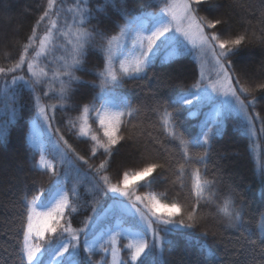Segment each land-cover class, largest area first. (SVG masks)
Segmentation results:
<instances>
[{
    "label": "snow or ice",
    "instance_id": "6c2138e0",
    "mask_svg": "<svg viewBox=\"0 0 264 264\" xmlns=\"http://www.w3.org/2000/svg\"><path fill=\"white\" fill-rule=\"evenodd\" d=\"M92 2L73 0L65 8V0H47L25 41L15 42L20 47L18 59L0 66V100L10 114L8 122L0 123V143L7 139V123L26 107L20 95L26 89L31 94L32 116L25 141L32 152V167L50 178L47 188L22 196L20 264H80L81 251L87 258L85 264H158L154 253L162 256L172 244L169 234L194 230L209 217L226 220V229L238 233L239 248L234 250L231 264H264V212L253 232L246 226L249 204L239 199L238 186L221 191L224 167L217 163L209 168L215 141L223 137L230 118L240 121L253 149L260 147L258 141L264 136V116L256 111V93L264 96V47L258 68L246 58L254 45L264 46V0H258V7L252 9L255 24L247 19V12L241 16V29L234 27L235 9L243 7L238 0L229 6L231 12L215 0H149L147 8L157 5L158 10L140 14H134L128 0H119V7L116 0L96 2L94 8ZM109 6L123 20H111L117 29L113 34L99 26L102 17L111 19ZM60 39L65 42L58 43ZM57 48L63 54L53 56ZM90 50L98 52L100 62L86 68ZM161 52L166 53V62L198 53L199 78L169 100L160 99L157 88L149 91L151 105L133 104L120 89L128 81L160 79L149 74ZM42 57L54 66L42 67ZM77 72H88L96 79L84 80ZM80 86L91 92L81 91ZM73 111L78 115L68 116L66 129L90 144L87 158L73 148L57 125V113ZM145 111L158 117L159 130L175 150L165 149L167 155L136 170L118 169L113 183L108 171L117 146L144 134L140 116ZM182 112L190 117L203 113L196 138L180 131ZM97 157L103 158L90 163ZM260 159L259 194L264 197V153ZM77 162L87 165L82 176ZM166 168L175 177L173 185L180 189L170 203L163 193L136 194L137 187H150L159 176L157 170ZM69 169L77 173L78 183L91 184L86 190L91 201L82 199L78 183L67 188ZM105 197L112 201L107 208L100 202ZM213 206L214 212L205 211ZM89 207L91 214L82 227L74 228L72 220L66 219ZM201 235L206 237L208 229ZM121 239L128 242L121 246ZM98 253L103 254L101 259L94 260ZM215 257L213 250H205L206 264H213Z\"/></svg>",
    "mask_w": 264,
    "mask_h": 264
},
{
    "label": "trees",
    "instance_id": "16d2710c",
    "mask_svg": "<svg viewBox=\"0 0 264 264\" xmlns=\"http://www.w3.org/2000/svg\"><path fill=\"white\" fill-rule=\"evenodd\" d=\"M96 2L102 3V0H93L90 6L94 8ZM116 2L117 7H119V0H116ZM148 2L149 0H128V7L134 11V14H140L143 10H158L157 5L147 8ZM72 3L73 0H65L64 7H66V4H70L69 6H71ZM215 3L230 12L232 11L229 6L233 4V0H215ZM238 3L243 5V7L235 9L234 27L238 29L242 28L243 22L241 21V16L245 15L246 12L247 19L253 20V24H255L252 9L258 7V0H238ZM46 6L47 0H0V66L10 64L12 61L18 59L20 47L15 42L25 41L26 36L31 32L35 19L38 18L43 7ZM107 14L111 19L102 17L104 22L99 26L108 30L109 34H113L117 29L111 26V20H119L121 23H123V20L115 9L110 6ZM96 23V21H92V24ZM91 26L89 25V27ZM39 31L41 33L44 31V25H41ZM58 43H61L60 40ZM262 47L264 46L254 45L247 53L246 58L255 68L259 67V61L262 58ZM6 54L10 55V59H5ZM62 54L63 51L60 48H57L52 53L53 56ZM31 55L32 53L30 52L29 56L31 57ZM165 56L166 53H160V57L156 60L149 75L151 77L153 74H156V76L160 77L166 70L172 69L173 71L177 67L178 70H176L172 80L168 77H160V79H152L151 83L149 81H128L120 89L121 94L129 97L133 104L151 105L153 100L149 95L150 89L155 90L159 88L160 99L169 100L188 89L199 78V63L194 55L180 57L177 62H166ZM99 62L100 56L98 52L90 50L85 67L92 68ZM40 65L42 67L48 65L50 68L54 66L49 64L48 59L44 57L41 58ZM76 75L88 81L96 79L88 72H77ZM54 86L59 87L58 84ZM17 87L20 88L22 86ZM74 87L76 86L74 85ZM80 89L81 91L91 92V89L85 86H80ZM37 91H40V89H37ZM20 95L21 102L25 103L26 107L20 116L11 123H7V139L5 142L0 143V264H20L19 241L22 239L21 199L23 194L27 191L29 196H31L36 193L38 188H47L50 183V178L47 174L40 173L32 167V152L25 141L30 117L32 116V111L29 110L31 107L29 103L31 94L26 89H22ZM256 96L258 100L256 111H259L264 116V96L260 93H256ZM76 115L78 113L75 111L57 113V125L61 127V131L65 134V139H68L73 148L80 155L87 158L90 144L84 142L82 139H78L66 129L68 116ZM179 118L180 131L185 132L189 138H196L200 131V122L204 119L203 113L190 117L186 112H182ZM9 119L10 114L6 109L0 112L1 123H6ZM61 119L65 123L61 124ZM140 119L144 121L146 129L144 134L141 136L138 133L133 139L122 142V145L117 146L108 171L113 183L116 182L118 169L120 171H133L142 167L144 163L151 162L153 158L167 155L165 149L169 150V152L175 150V145L169 143L159 130L157 124L158 117L156 115L145 111L141 113ZM136 122L133 121V123ZM93 127L95 128L96 125L94 124ZM148 132H151V136L148 135ZM259 142L260 154L257 161L254 150L250 146L251 140L249 135L245 133L238 119L230 118L226 122L223 137H218L215 141L213 156L211 161H209L210 169L213 168V164L217 163L224 167L223 183L220 186L221 191L229 185L238 186L239 199L248 202L249 207L246 220L249 222L246 226L253 232L256 231V222L260 218V212H264V197L259 194L262 185L257 174V168L261 162L260 157L264 153V136H261ZM128 154L135 156L137 161L125 163L124 161ZM221 156H223V159H220ZM36 158L38 159V156ZM102 158L97 157L95 160H90V163H98L99 159ZM5 159L11 163L10 169H2ZM77 164L81 168V176L84 171H88L87 165H83L80 162H77ZM65 168H67V165H65ZM63 170L61 169V171ZM69 171L70 178L67 188L71 189L73 184L78 183V181L75 170L69 169ZM157 171L159 172V176L151 186L137 187L136 194L142 195L145 192L163 193L170 203L171 199L176 197L177 192L180 191L179 186L173 185L172 181L175 177L169 169ZM153 175L156 174L154 173ZM147 179H151V177ZM133 183L140 184L145 183V181H134ZM90 187L91 184L88 181L78 183L82 199L87 201L92 200V196L86 192ZM161 200L164 202V197H161ZM100 202L103 207L107 208L111 200L105 197L100 198ZM205 211L214 212L215 207L206 208ZM90 214L91 208L89 207L86 211L82 209L78 214L66 217V219L70 218L72 220L74 228H80L82 227L84 218ZM226 223V220H213L209 217L208 221L197 226L194 230L184 232L183 234H169L167 239L171 240L172 244L165 247L162 256L154 253L157 256L158 264H162V262H166V264H179L180 261H184V264H195L196 261H200V264H206L204 261L206 249H211L216 253L213 264H231L234 258V250L239 248V245L236 244L238 233L234 230L226 229ZM205 229H208L206 237L201 235ZM127 242L126 239H121V246ZM122 254L126 255V253ZM102 255L98 253L93 259L100 260ZM78 259L80 260V264H85L87 258L81 251ZM240 259L242 260L244 257H240Z\"/></svg>",
    "mask_w": 264,
    "mask_h": 264
},
{
    "label": "rangeland",
    "instance_id": "374dc122",
    "mask_svg": "<svg viewBox=\"0 0 264 264\" xmlns=\"http://www.w3.org/2000/svg\"><path fill=\"white\" fill-rule=\"evenodd\" d=\"M69 5L70 4H66V7L65 8H67V7H69ZM64 15V14H63ZM70 13H67V12H65V16H69L70 17ZM60 44H62V43H64L65 41L63 40V39H60ZM195 54V56H198V53H194ZM41 61V60H40ZM200 63V62H199ZM176 70H178L177 69V67L175 68V70H173L172 71V69L171 70H166L165 72H163L161 75H160V77H168V78H170L171 80L173 79V77H174V74H175V72H176ZM24 74L25 75H27V71H26V68H25V71H24ZM0 109H4V101H2V100H0ZM205 111H207V109L205 110ZM1 123V122H0ZM258 127H259V125H258ZM259 143V142H258ZM256 149L258 150V151H256ZM256 149H253L254 150V153H255V157H256V160L258 161L259 160V154H260V147L259 148H256ZM146 153H150V152H146ZM11 163L10 162H8V161H6V159L4 160V162H3V166H2V169H5V170H7V169H10V167H11V165H10ZM112 203V201L110 202V204ZM109 204V205H110Z\"/></svg>",
    "mask_w": 264,
    "mask_h": 264
},
{
    "label": "bare ground",
    "instance_id": "6f19581e",
    "mask_svg": "<svg viewBox=\"0 0 264 264\" xmlns=\"http://www.w3.org/2000/svg\"><path fill=\"white\" fill-rule=\"evenodd\" d=\"M136 161L137 160H136V157L135 156L128 154L127 157L125 158V161L124 162L125 163H134Z\"/></svg>",
    "mask_w": 264,
    "mask_h": 264
}]
</instances>
